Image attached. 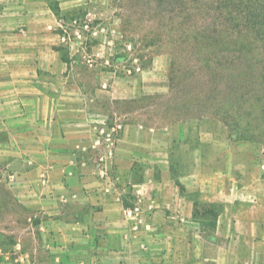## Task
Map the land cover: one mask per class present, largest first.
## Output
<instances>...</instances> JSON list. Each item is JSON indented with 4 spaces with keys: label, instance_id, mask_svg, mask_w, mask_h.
<instances>
[{
    "label": "rangeland",
    "instance_id": "obj_1",
    "mask_svg": "<svg viewBox=\"0 0 264 264\" xmlns=\"http://www.w3.org/2000/svg\"><path fill=\"white\" fill-rule=\"evenodd\" d=\"M3 2L7 32H25L41 62L55 66L37 78L67 81L68 92L74 81L91 110L99 95L107 127L136 130L145 154L168 153L173 177L197 176L203 226L217 224L210 231L219 239L233 226L234 255L264 264V0ZM16 168L0 164V180ZM146 169L132 167L136 176ZM207 176L219 198L212 203ZM36 221L0 185V264L34 255Z\"/></svg>",
    "mask_w": 264,
    "mask_h": 264
},
{
    "label": "crops",
    "instance_id": "obj_2",
    "mask_svg": "<svg viewBox=\"0 0 264 264\" xmlns=\"http://www.w3.org/2000/svg\"><path fill=\"white\" fill-rule=\"evenodd\" d=\"M3 1L0 134L5 138L0 141V164L17 168L0 185L19 207L34 211L33 228L39 233L32 240L34 255L18 252L14 261L252 264V257L234 255L233 226L223 225L229 231L224 239L210 231L217 224L203 226L195 211L201 199L194 194L200 186L196 175L173 177L168 153L145 154L138 148L136 130L132 134L120 125L107 127L98 109L99 95L91 97L98 107L91 110L88 96L74 81L68 92L62 87L67 81L37 78L39 69L52 72L55 66L41 62V47L26 45L25 32H7L9 10ZM135 163L147 168L140 176L132 170ZM212 181L210 176L202 180L208 203L219 199L211 194ZM134 206L138 213L125 216V209ZM262 252H257L261 258Z\"/></svg>",
    "mask_w": 264,
    "mask_h": 264
},
{
    "label": "built area",
    "instance_id": "obj_3",
    "mask_svg": "<svg viewBox=\"0 0 264 264\" xmlns=\"http://www.w3.org/2000/svg\"><path fill=\"white\" fill-rule=\"evenodd\" d=\"M11 180V176L9 178ZM125 216L129 218H133L138 213V206H134L133 208L125 209Z\"/></svg>",
    "mask_w": 264,
    "mask_h": 264
},
{
    "label": "trees",
    "instance_id": "obj_4",
    "mask_svg": "<svg viewBox=\"0 0 264 264\" xmlns=\"http://www.w3.org/2000/svg\"><path fill=\"white\" fill-rule=\"evenodd\" d=\"M181 188V187H180Z\"/></svg>",
    "mask_w": 264,
    "mask_h": 264
}]
</instances>
